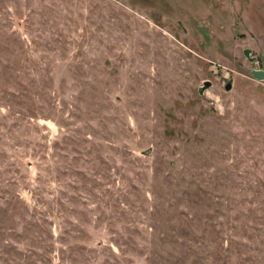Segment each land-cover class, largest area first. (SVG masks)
Masks as SVG:
<instances>
[{"label": "rangeland", "instance_id": "obj_1", "mask_svg": "<svg viewBox=\"0 0 264 264\" xmlns=\"http://www.w3.org/2000/svg\"><path fill=\"white\" fill-rule=\"evenodd\" d=\"M253 69L264 0H0V264H264Z\"/></svg>", "mask_w": 264, "mask_h": 264}, {"label": "water", "instance_id": "obj_2", "mask_svg": "<svg viewBox=\"0 0 264 264\" xmlns=\"http://www.w3.org/2000/svg\"><path fill=\"white\" fill-rule=\"evenodd\" d=\"M251 49L247 48L245 49V54L250 57ZM251 61L255 60V57H250ZM253 76L258 80H264V70L263 69H253L252 71ZM232 88V81H228L226 85V89L230 90Z\"/></svg>", "mask_w": 264, "mask_h": 264}]
</instances>
